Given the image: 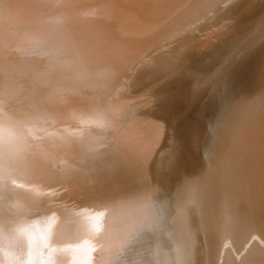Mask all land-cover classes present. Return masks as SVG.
I'll use <instances>...</instances> for the list:
<instances>
[{
  "label": "bare ground",
  "instance_id": "1",
  "mask_svg": "<svg viewBox=\"0 0 264 264\" xmlns=\"http://www.w3.org/2000/svg\"><path fill=\"white\" fill-rule=\"evenodd\" d=\"M0 264H264V0H0Z\"/></svg>",
  "mask_w": 264,
  "mask_h": 264
},
{
  "label": "water",
  "instance_id": "2",
  "mask_svg": "<svg viewBox=\"0 0 264 264\" xmlns=\"http://www.w3.org/2000/svg\"><path fill=\"white\" fill-rule=\"evenodd\" d=\"M165 42H166V41H165ZM165 42H163V43H165ZM198 50H201V49L198 48ZM199 52H201V51H199ZM192 54H193V53H192Z\"/></svg>",
  "mask_w": 264,
  "mask_h": 264
},
{
  "label": "rangeland",
  "instance_id": "3",
  "mask_svg": "<svg viewBox=\"0 0 264 264\" xmlns=\"http://www.w3.org/2000/svg\"><path fill=\"white\" fill-rule=\"evenodd\" d=\"M236 2H239V1H241V0H235Z\"/></svg>",
  "mask_w": 264,
  "mask_h": 264
}]
</instances>
